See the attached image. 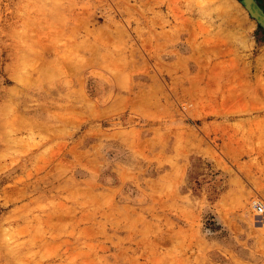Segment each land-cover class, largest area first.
Instances as JSON below:
<instances>
[{
    "label": "rangeland",
    "instance_id": "374dc122",
    "mask_svg": "<svg viewBox=\"0 0 264 264\" xmlns=\"http://www.w3.org/2000/svg\"><path fill=\"white\" fill-rule=\"evenodd\" d=\"M256 204L264 0H0V264H264Z\"/></svg>",
    "mask_w": 264,
    "mask_h": 264
},
{
    "label": "built area",
    "instance_id": "2783aa9c",
    "mask_svg": "<svg viewBox=\"0 0 264 264\" xmlns=\"http://www.w3.org/2000/svg\"><path fill=\"white\" fill-rule=\"evenodd\" d=\"M255 209H256V211H257L258 213H261V212H263V210H264L263 206L260 205V204H256V205H255Z\"/></svg>",
    "mask_w": 264,
    "mask_h": 264
},
{
    "label": "bare ground",
    "instance_id": "6f19581e",
    "mask_svg": "<svg viewBox=\"0 0 264 264\" xmlns=\"http://www.w3.org/2000/svg\"><path fill=\"white\" fill-rule=\"evenodd\" d=\"M251 3L254 2L255 0H250ZM257 1V0H256ZM258 5V4H257ZM247 6L251 7L249 3H247ZM261 11V10H260Z\"/></svg>",
    "mask_w": 264,
    "mask_h": 264
}]
</instances>
